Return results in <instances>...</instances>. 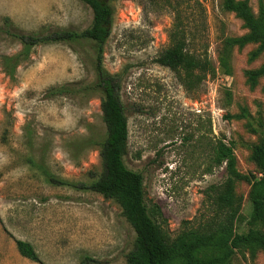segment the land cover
<instances>
[{"label": "rangeland", "instance_id": "obj_1", "mask_svg": "<svg viewBox=\"0 0 264 264\" xmlns=\"http://www.w3.org/2000/svg\"><path fill=\"white\" fill-rule=\"evenodd\" d=\"M200 2L205 14L191 45L206 52L216 74L194 93L157 63L169 45L173 15L148 0L111 2L113 25L104 47L103 63L120 79L128 120L125 163L143 175L145 202L156 207L154 218L171 239L214 215L212 186L226 179L225 165L212 161L219 140L234 145L241 174L261 177L251 152L264 139V76L252 85L248 72L264 65V52L252 59L257 44L235 47L231 74L225 73L219 67L223 39L247 29L223 9V0ZM248 2L258 15L264 0ZM7 18L26 34L84 31L93 11L82 0H0V28ZM20 50L16 39L0 33V264H127L135 232L120 205L93 191L49 184L30 163L42 162L68 181L91 183L102 175L95 141L106 134L102 95L82 91L95 80L91 45L37 46L12 80L1 57ZM62 85L77 91L48 97ZM89 138L94 141L80 145ZM249 191V182L236 184L245 221L252 212ZM17 241L31 244L38 261L22 256ZM230 264H264V252L239 251Z\"/></svg>", "mask_w": 264, "mask_h": 264}, {"label": "trees", "instance_id": "obj_2", "mask_svg": "<svg viewBox=\"0 0 264 264\" xmlns=\"http://www.w3.org/2000/svg\"><path fill=\"white\" fill-rule=\"evenodd\" d=\"M93 11L91 26L84 31L58 29L48 33L26 34L12 29L7 18L0 33L16 39L21 44L18 54L2 56V66L12 80L18 67L27 61L33 49L49 44L89 43L93 52L92 66L95 74L93 83L82 88L84 92L102 95L101 111L106 127L103 138L95 140L100 147L102 175L91 183L68 181L55 177L42 162L30 161L49 184L66 186L80 191H93L107 199L115 200L135 232L133 249L127 254V264H230L239 251H247L254 257L264 252V139L254 145L251 160L258 167L261 177L250 178L237 169L234 145L221 139L214 147L212 161L217 167L225 165L226 179L219 186H212L214 215L204 226L186 228L176 239H171L154 218L159 213L145 202L144 177L129 169L125 163L128 147V120L122 103L120 79L104 66L105 44L111 34L114 9L113 0H82ZM156 8L172 13L173 23L169 30V45L159 55L157 63L172 70L185 90L194 93L201 83L216 74V69L205 53L192 48L197 39L198 19L204 18L200 0H148ZM223 9L236 14L243 21L247 33L238 37H227L222 41L219 67L231 74V58L235 47L244 48L257 44L251 53L255 58L264 52V4L254 14L248 0H223ZM197 29V30H196ZM264 76V65L248 72V80L255 85ZM79 90V89H78ZM77 91L67 85L48 90V97L68 95ZM94 141L89 138L80 145ZM78 145V144H77ZM211 171V168H209ZM250 183L249 199L251 217L245 221L241 212L242 200L236 194V184ZM238 225H245L239 232ZM20 254L32 261L38 256L31 244L17 241Z\"/></svg>", "mask_w": 264, "mask_h": 264}]
</instances>
